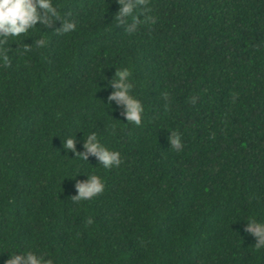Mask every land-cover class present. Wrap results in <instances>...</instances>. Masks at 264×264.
Here are the masks:
<instances>
[{
  "label": "trees",
  "instance_id": "16d2710c",
  "mask_svg": "<svg viewBox=\"0 0 264 264\" xmlns=\"http://www.w3.org/2000/svg\"><path fill=\"white\" fill-rule=\"evenodd\" d=\"M52 2L76 29L9 38L0 60V264H264L243 231L264 220V0H145L131 34L116 0ZM121 67L139 126L104 104ZM90 132L118 166L62 147ZM77 171L103 191L74 202Z\"/></svg>",
  "mask_w": 264,
  "mask_h": 264
},
{
  "label": "clouds",
  "instance_id": "9594fccd",
  "mask_svg": "<svg viewBox=\"0 0 264 264\" xmlns=\"http://www.w3.org/2000/svg\"><path fill=\"white\" fill-rule=\"evenodd\" d=\"M144 2L145 0H116L118 10L112 17V20L116 21L113 25L123 26V30L129 34L137 31L138 25L143 23L138 13L144 7ZM57 8L58 6L54 5L52 0H0V60L7 65L8 57L5 49H9L6 46L9 38L26 35L29 30L50 29L46 31L57 34L74 31L76 23L62 18ZM54 22H59V26L53 27ZM37 24H39V27H37ZM43 43V39H37L35 46L40 47ZM24 50L27 51L28 48ZM130 77L131 73L128 68H115L111 78L102 86L111 89L105 98L104 104L121 108V115H123L124 120L139 126L143 107L141 102L131 94L132 83ZM191 102L195 103V98ZM167 141L176 150L182 147L179 136L175 132L168 133ZM77 142L81 143L79 152L75 148ZM62 147L67 151H71L73 157H78L84 162L88 156L94 157L97 165L104 169L114 168L121 163L119 152L102 145L95 132L88 133L86 137L82 138V142L75 140L73 134L68 135L64 137ZM77 173L83 172L77 171L73 177ZM83 175L86 178L76 180L73 185L75 195L71 198L74 202L89 200L103 191L104 184L99 175L95 173H83ZM88 223H91V220ZM243 231L254 238L255 243L253 245L256 249L264 248V220L248 219L243 225ZM7 254L8 258L3 261V264H51L50 259L46 258L45 255L38 254L36 251L19 250Z\"/></svg>",
  "mask_w": 264,
  "mask_h": 264
}]
</instances>
